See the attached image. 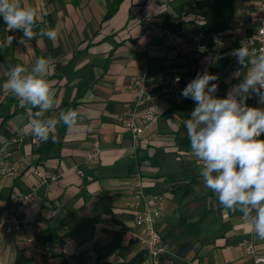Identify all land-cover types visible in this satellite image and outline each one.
Instances as JSON below:
<instances>
[{
    "label": "crops",
    "instance_id": "1",
    "mask_svg": "<svg viewBox=\"0 0 264 264\" xmlns=\"http://www.w3.org/2000/svg\"><path fill=\"white\" fill-rule=\"evenodd\" d=\"M191 1L21 0L23 6L40 12L34 30H59L55 41L37 37L24 45L17 43L23 33L7 32L0 17V39L16 38L12 47L0 49V145L13 133L24 131L25 140L10 148L11 160L24 157L45 174L58 175L56 185L39 188L40 206H32L27 215L38 216L33 232L39 241V264H153L142 250V230L134 224L130 209L131 179L136 172L141 174L145 194L162 197L164 214L156 228L165 245L163 264H253L240 249L248 241L264 253V241L255 238L242 214L223 209L216 194L203 187L199 161L190 149L184 121L195 103L182 97V90L198 73L207 71L218 77L214 95L225 98L248 71L230 62L229 50L235 42L222 45L213 55L197 49L191 36L198 29V12L190 7ZM258 2L232 0L225 30L204 35L205 44L210 47L219 34L252 35L251 12ZM158 22L168 30H183L185 44L179 51H168L151 33ZM143 55L149 60L148 85L160 95L164 112L133 141L123 122L128 110H134L138 120L144 107L135 104L129 85ZM41 56L49 59L47 79L55 98L47 115L58 118L68 109L79 114L77 128L61 123L52 131L58 138L55 143L51 135L47 142L32 135L28 125L37 109L29 111L2 86L10 67L21 64L31 69ZM167 68L182 76L180 100L159 84ZM237 70L240 75L234 76ZM246 103L250 106L251 98ZM94 141L103 152L95 163L86 165ZM76 166L93 179L78 177ZM35 186L37 178L29 169L18 177L0 175V221L8 214L9 195L28 193ZM26 237L23 230L0 232V264H32ZM88 240L92 250L75 254Z\"/></svg>",
    "mask_w": 264,
    "mask_h": 264
},
{
    "label": "clouds",
    "instance_id": "2",
    "mask_svg": "<svg viewBox=\"0 0 264 264\" xmlns=\"http://www.w3.org/2000/svg\"><path fill=\"white\" fill-rule=\"evenodd\" d=\"M0 17L7 32L23 33L18 44L37 37L58 38L56 28L34 30L40 12L36 7L23 6L21 0H0ZM14 39L12 35L0 39V49L12 47ZM231 55L241 67L251 65L241 82L233 85L225 98H218L214 95L218 77L207 71L198 73L181 92L182 97L195 103L184 125L190 149L200 162L203 187L216 194L223 209L241 213L251 224L255 238L264 241V139H260L264 135V108L246 103L255 94L264 104V53L242 44ZM5 75L3 88L29 111L37 109L28 125L36 138L47 142L61 123L69 129L78 127L79 114L74 109L61 111L58 118L47 115L55 105L47 79L51 75L48 58H37L31 69L16 64ZM233 75L239 76V70ZM57 139L51 135L54 143Z\"/></svg>",
    "mask_w": 264,
    "mask_h": 264
},
{
    "label": "built area",
    "instance_id": "3",
    "mask_svg": "<svg viewBox=\"0 0 264 264\" xmlns=\"http://www.w3.org/2000/svg\"><path fill=\"white\" fill-rule=\"evenodd\" d=\"M191 8L195 7V0L191 1ZM251 21L253 24V34L250 36L237 37L233 34L225 37L219 34L215 37L213 44L208 47L204 42V34L201 32L194 33L191 38L197 49L202 52H207L213 55L215 50L229 42H235V45L230 47L229 57L230 62L237 67L243 68L237 64L236 58L231 55L233 50L244 46L250 49H255L257 52L264 53V0H259L255 9L251 12ZM151 33L158 37L163 46L168 51H179L185 44L183 39V30L178 27L166 29L160 22L154 24L151 28ZM149 60L146 55H143L138 66V72L131 78L130 87L134 91L135 104L143 103L144 107L136 119L134 110H128L124 116V126L130 131L133 141H137L142 134L152 124L157 122L158 118L163 115L164 109L160 105V95L151 90L148 85L149 75ZM251 65L245 69L249 70ZM179 77V82L176 78ZM182 76L171 68L165 69L159 78V84L165 92L177 100H180ZM258 97L253 94L251 96V107L264 108V104L258 102ZM26 138L24 131L13 133L5 142L0 145V175L18 177L23 171L30 170L37 178V186L30 192L25 194L11 193L8 198L6 210L7 215L0 221V232L12 234L20 231H26L27 249L32 254V264H39L37 261V247L39 244L38 237L33 232V225L37 222L38 216L34 214L28 217V213L32 206L39 207V188H46L56 185L58 182L57 174H45L40 168L30 164L24 157H20L16 162L10 158V148L20 145ZM260 139H264L261 135ZM31 141L36 143L35 139ZM103 149L98 141H94L89 149L85 164L92 165L101 156ZM200 164V162H199ZM76 175L80 178L86 177L87 180H92L93 177L86 175L83 170L76 166L73 167ZM131 184L133 186L134 199L131 202L130 209L134 214V224L142 230L139 238L143 252L152 258L153 264H163L161 256L165 250L164 241L159 231L156 228L157 219L164 214V206L162 197L158 194L147 195L143 191V179L141 174L136 172L132 176ZM16 213H20L23 217L18 218ZM92 241L88 240L83 245L78 247L75 254H87L92 250ZM240 249L244 255L250 256L253 264H264V253L258 252L253 242L248 241L240 245Z\"/></svg>",
    "mask_w": 264,
    "mask_h": 264
},
{
    "label": "trees",
    "instance_id": "4",
    "mask_svg": "<svg viewBox=\"0 0 264 264\" xmlns=\"http://www.w3.org/2000/svg\"><path fill=\"white\" fill-rule=\"evenodd\" d=\"M231 1L232 0H201L199 4H196L195 1L194 9L198 12L196 13L198 17L197 32L209 35L217 31L225 30ZM215 21L220 22V24L217 25Z\"/></svg>",
    "mask_w": 264,
    "mask_h": 264
}]
</instances>
